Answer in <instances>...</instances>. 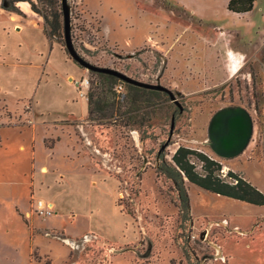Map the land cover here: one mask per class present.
I'll use <instances>...</instances> for the list:
<instances>
[{
  "label": "rangeland",
  "instance_id": "obj_1",
  "mask_svg": "<svg viewBox=\"0 0 264 264\" xmlns=\"http://www.w3.org/2000/svg\"><path fill=\"white\" fill-rule=\"evenodd\" d=\"M29 1L24 4L32 9L34 3L38 12L32 11L48 31L45 17L51 21L59 15L61 30L52 40L83 73L70 79L77 91L84 79L89 80L87 99L79 97L89 102L90 92L104 84V78L68 55L62 0ZM4 3L9 5L10 0H0V9L5 10ZM68 3L73 43L85 60L139 81L162 84L174 93L183 111L165 93L131 90L119 81L116 94L110 96L116 103L112 119L88 113L84 119L70 118L51 127L56 136L50 140L67 135L73 147L58 146L63 153L55 167L44 162L49 151L41 146L42 136H36V159L43 163L31 169L28 216L16 208L29 228L30 241L28 229L14 214V204L22 207L26 194L25 182L17 178L11 163L14 160L22 168L27 161L28 153L21 154L18 147L28 146L32 131L23 126L6 130L0 137V264H264V207L219 197L186 181L189 208L183 210L174 181L160 172L163 163H172L176 150L186 146L219 161L225 173L232 170L264 193V81L258 64H250L228 82L216 79L217 73L210 81L202 73L209 57L205 54L223 49L230 30L255 37V26L236 16L222 15L212 22L196 15L191 19L172 0ZM17 7L23 14L18 3ZM201 9L194 2V10ZM221 31L226 34L214 40ZM260 58L264 62V51ZM227 107L246 109L254 123L249 146L234 159L217 156L208 135L213 116ZM19 113L1 110L0 128L30 125ZM42 167L49 173H42ZM38 173L48 179L34 183ZM45 193H51L50 200L58 205L48 202ZM39 201L53 214L39 215ZM49 221L57 231L35 226ZM48 233L61 240L68 235L76 244L49 238Z\"/></svg>",
  "mask_w": 264,
  "mask_h": 264
},
{
  "label": "crops",
  "instance_id": "obj_2",
  "mask_svg": "<svg viewBox=\"0 0 264 264\" xmlns=\"http://www.w3.org/2000/svg\"><path fill=\"white\" fill-rule=\"evenodd\" d=\"M172 2L185 16L191 19L194 18L193 15H196L212 22L222 15L227 18L236 16L239 20H246L248 24H253L257 29L255 37H249L247 33L239 29L230 30L227 33L228 46L225 44L223 49L219 48L213 54H205L209 57L204 60L205 68L202 72L204 78L213 81L215 78L213 75L217 73L216 79L228 82L229 79L248 68L250 64H258L261 80L264 81V62L260 58L264 51V0H255L253 10L242 14L228 10L230 0H172ZM194 2L202 7L200 12L194 10ZM22 4L24 2L18 4L23 12L22 15L0 9V112L8 110L19 113L21 110L19 114H23L30 125L1 127L0 137L2 138V134L6 130L21 128L20 126L27 127L32 131V138L28 142V146L22 143L18 147L21 154L28 153L27 161L22 168L14 160L11 163L17 173V178L25 182L23 188L26 194V203L22 207L14 204V214L28 229L30 241L29 228L16 208L24 215L28 214L27 198L29 197L28 184L31 178V169L39 168L43 163L36 159V149L39 146L36 136H42L41 146H44L43 150L49 151L44 162L55 167L56 161L59 159L58 154L63 153L57 150L58 146L65 143L68 149H73V147L67 135H60V137L50 140L56 136L51 127L58 121L70 118L84 119L89 113V105L88 101L79 98L76 84L70 82L71 78L77 80L83 73L80 72L76 64L67 59L66 53L59 44L48 37L44 23L41 18L35 16L30 4L27 2L26 7H23ZM225 34L224 31L216 33L214 40ZM210 39L207 37V40ZM170 60L171 57L167 53L168 65ZM15 105L17 106L16 111L13 110ZM262 126L264 131V124ZM17 131L21 130L17 129ZM32 154L34 160L31 159ZM47 157L49 158L47 159ZM41 171L45 175L49 173L46 167H42ZM47 179L46 176L38 173L34 176V183H41ZM45 194V199L48 202H53L55 206L58 205L54 200H50L51 193ZM119 219L122 220V217ZM35 226L47 227L51 231L58 230V227L51 221L38 225L35 223ZM47 236L59 239L68 245L76 244V239L74 240L68 235L63 240L59 238L60 236L51 233H48ZM223 262L227 263V260L224 259Z\"/></svg>",
  "mask_w": 264,
  "mask_h": 264
},
{
  "label": "trees",
  "instance_id": "obj_3",
  "mask_svg": "<svg viewBox=\"0 0 264 264\" xmlns=\"http://www.w3.org/2000/svg\"><path fill=\"white\" fill-rule=\"evenodd\" d=\"M26 1L29 0H10L9 5L8 3L7 5L4 3V8L9 12L22 15L17 7V3ZM254 3L255 0H230L228 10L238 14L247 13L253 10ZM31 5L32 9L38 12L34 3L31 2ZM45 20L50 26V31L46 29V33L52 39L61 30L59 15L55 14L51 21L47 17H45ZM101 75L104 78V84H97L93 92L89 94V114L91 117L94 114H100V119H112L115 116L114 109L116 103L110 100V96H112V92L116 94L114 88L120 80L111 75ZM106 84H109V90L106 89ZM127 86L131 90H147L129 84ZM222 171L223 165L219 161L200 150L186 146H180L176 150L172 156V163L164 162L160 168V172L174 181L176 188L183 198L181 206L183 210H188L189 208V198L184 188L186 181L219 197L236 200L257 207H264L263 192L232 170L228 171L226 177H223Z\"/></svg>",
  "mask_w": 264,
  "mask_h": 264
},
{
  "label": "water",
  "instance_id": "obj_4",
  "mask_svg": "<svg viewBox=\"0 0 264 264\" xmlns=\"http://www.w3.org/2000/svg\"><path fill=\"white\" fill-rule=\"evenodd\" d=\"M65 48L71 59L90 72L111 75L129 85L162 92L175 101L180 110L183 107L176 100L174 93L162 84H151L136 80L112 68L99 67L85 60L76 50L72 38L71 8L68 0H62ZM174 127V121L172 128ZM254 133V123L250 113L242 107H227L217 112L209 125L210 146L215 154L223 159L240 156L249 146Z\"/></svg>",
  "mask_w": 264,
  "mask_h": 264
},
{
  "label": "built area",
  "instance_id": "obj_5",
  "mask_svg": "<svg viewBox=\"0 0 264 264\" xmlns=\"http://www.w3.org/2000/svg\"><path fill=\"white\" fill-rule=\"evenodd\" d=\"M80 88H78V95L80 98H86L87 99V95H88V90L90 88V82L88 79H84L81 83H80ZM119 91L122 90V87H119L118 89ZM223 172V177H226L228 173H225V171ZM53 209H50L48 207V205L46 203H44L43 201H39L37 203V212L39 213V215H43V216H49L53 214Z\"/></svg>",
  "mask_w": 264,
  "mask_h": 264
},
{
  "label": "bare ground",
  "instance_id": "obj_6",
  "mask_svg": "<svg viewBox=\"0 0 264 264\" xmlns=\"http://www.w3.org/2000/svg\"><path fill=\"white\" fill-rule=\"evenodd\" d=\"M24 6L23 7H26L27 6V4L25 3V4H23ZM50 207H52L53 208V206H52V204H51V206Z\"/></svg>",
  "mask_w": 264,
  "mask_h": 264
}]
</instances>
